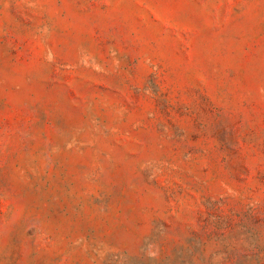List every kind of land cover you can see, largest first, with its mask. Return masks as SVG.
Listing matches in <instances>:
<instances>
[{"label": "rangeland", "instance_id": "374dc122", "mask_svg": "<svg viewBox=\"0 0 264 264\" xmlns=\"http://www.w3.org/2000/svg\"><path fill=\"white\" fill-rule=\"evenodd\" d=\"M0 264H264V0H0Z\"/></svg>", "mask_w": 264, "mask_h": 264}]
</instances>
